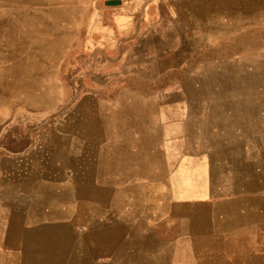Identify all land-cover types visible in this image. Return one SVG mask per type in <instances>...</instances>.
I'll use <instances>...</instances> for the list:
<instances>
[{
  "label": "rangeland",
  "instance_id": "1",
  "mask_svg": "<svg viewBox=\"0 0 264 264\" xmlns=\"http://www.w3.org/2000/svg\"><path fill=\"white\" fill-rule=\"evenodd\" d=\"M106 1L0 0V196L62 198L82 235L88 222L165 230L173 211L213 206L200 191L237 186L221 130L240 99L264 101V0Z\"/></svg>",
  "mask_w": 264,
  "mask_h": 264
},
{
  "label": "crops",
  "instance_id": "2",
  "mask_svg": "<svg viewBox=\"0 0 264 264\" xmlns=\"http://www.w3.org/2000/svg\"><path fill=\"white\" fill-rule=\"evenodd\" d=\"M116 16H120L122 28L132 26L133 20L124 11ZM98 31L104 44L110 37L109 29ZM240 100H247L240 102L247 104L241 108V120L231 118L227 122L237 134L221 130L223 136H231L222 151L234 154L220 165L242 167L240 176L232 179L237 186L231 194L220 197L216 193L214 197L211 192L200 191L199 203H211L212 207L196 210L183 206L181 211H173L165 230L158 224H145V230L137 223L128 232L126 225L88 222L82 235L75 214L72 212L71 217L62 208V198L47 207V197L35 200V195H29L30 201L7 207L5 197L0 196V264H92L90 248L107 249L105 264H264V101L249 97ZM231 109L229 114L238 117ZM215 152L221 151L216 148ZM208 161L211 163V156ZM166 182L179 181L168 177Z\"/></svg>",
  "mask_w": 264,
  "mask_h": 264
},
{
  "label": "water",
  "instance_id": "3",
  "mask_svg": "<svg viewBox=\"0 0 264 264\" xmlns=\"http://www.w3.org/2000/svg\"><path fill=\"white\" fill-rule=\"evenodd\" d=\"M122 2L120 0H107L105 4L107 6H117L120 5Z\"/></svg>",
  "mask_w": 264,
  "mask_h": 264
}]
</instances>
